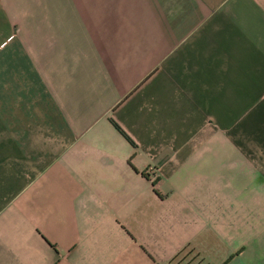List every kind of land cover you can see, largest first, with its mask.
I'll return each mask as SVG.
<instances>
[{
  "label": "crops",
  "instance_id": "obj_1",
  "mask_svg": "<svg viewBox=\"0 0 264 264\" xmlns=\"http://www.w3.org/2000/svg\"><path fill=\"white\" fill-rule=\"evenodd\" d=\"M180 255L264 264V0H0V264Z\"/></svg>",
  "mask_w": 264,
  "mask_h": 264
},
{
  "label": "rangeland",
  "instance_id": "obj_2",
  "mask_svg": "<svg viewBox=\"0 0 264 264\" xmlns=\"http://www.w3.org/2000/svg\"><path fill=\"white\" fill-rule=\"evenodd\" d=\"M190 256V255H189ZM244 260V259H243ZM170 264H195V261L193 260V257H187L185 255H180L174 258ZM231 264H245L240 258L232 261Z\"/></svg>",
  "mask_w": 264,
  "mask_h": 264
},
{
  "label": "trees",
  "instance_id": "obj_3",
  "mask_svg": "<svg viewBox=\"0 0 264 264\" xmlns=\"http://www.w3.org/2000/svg\"><path fill=\"white\" fill-rule=\"evenodd\" d=\"M114 126H115V128H117V129L119 130V128L117 127V125L114 124ZM123 136H124L125 138H127L124 134H123Z\"/></svg>",
  "mask_w": 264,
  "mask_h": 264
}]
</instances>
